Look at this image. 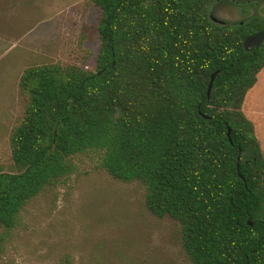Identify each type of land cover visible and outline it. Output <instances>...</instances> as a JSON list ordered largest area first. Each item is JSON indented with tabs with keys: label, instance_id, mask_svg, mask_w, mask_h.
<instances>
[{
	"label": "trees",
	"instance_id": "trees-1",
	"mask_svg": "<svg viewBox=\"0 0 264 264\" xmlns=\"http://www.w3.org/2000/svg\"><path fill=\"white\" fill-rule=\"evenodd\" d=\"M90 1L101 11L96 70L22 75L29 102L13 171L0 174V225L15 228L75 158L95 153L113 179L146 187L154 216L180 224L191 264H264V155L243 112L264 69V43L244 42L264 17L215 23L222 0Z\"/></svg>",
	"mask_w": 264,
	"mask_h": 264
},
{
	"label": "rangeland",
	"instance_id": "rangeland-1",
	"mask_svg": "<svg viewBox=\"0 0 264 264\" xmlns=\"http://www.w3.org/2000/svg\"><path fill=\"white\" fill-rule=\"evenodd\" d=\"M215 18L264 17V0H222ZM101 11L90 0H0V174L13 171L11 137L29 96L25 70L46 64L95 71ZM264 155V69L243 105ZM25 207L17 226L0 225V264H191L182 229L147 207L146 187L113 179L95 153Z\"/></svg>",
	"mask_w": 264,
	"mask_h": 264
},
{
	"label": "water",
	"instance_id": "water-1",
	"mask_svg": "<svg viewBox=\"0 0 264 264\" xmlns=\"http://www.w3.org/2000/svg\"><path fill=\"white\" fill-rule=\"evenodd\" d=\"M212 20L215 23L224 24V22L218 20L215 17H212ZM263 43H264V31L258 33L255 36L247 38L244 42V48L247 52H250L253 48H259ZM218 74H219V71L214 73L211 77V82H210L209 89H208V96H210L212 92L213 84ZM230 136H231V130H229L228 132V137L230 138ZM230 141H231V138H230ZM250 225H252V223H250Z\"/></svg>",
	"mask_w": 264,
	"mask_h": 264
}]
</instances>
